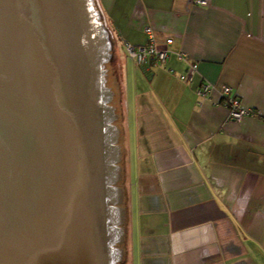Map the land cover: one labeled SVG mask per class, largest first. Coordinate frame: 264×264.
<instances>
[{
    "label": "crops",
    "instance_id": "crops-1",
    "mask_svg": "<svg viewBox=\"0 0 264 264\" xmlns=\"http://www.w3.org/2000/svg\"><path fill=\"white\" fill-rule=\"evenodd\" d=\"M96 3L114 47L147 44L146 28L173 41L163 65L131 60L118 80L126 264H264V0ZM224 86L258 114L231 121Z\"/></svg>",
    "mask_w": 264,
    "mask_h": 264
},
{
    "label": "water",
    "instance_id": "water-1",
    "mask_svg": "<svg viewBox=\"0 0 264 264\" xmlns=\"http://www.w3.org/2000/svg\"><path fill=\"white\" fill-rule=\"evenodd\" d=\"M110 50L93 0H0V264L123 262Z\"/></svg>",
    "mask_w": 264,
    "mask_h": 264
},
{
    "label": "built area",
    "instance_id": "built-area-1",
    "mask_svg": "<svg viewBox=\"0 0 264 264\" xmlns=\"http://www.w3.org/2000/svg\"><path fill=\"white\" fill-rule=\"evenodd\" d=\"M193 4L205 5L207 0H192ZM145 32L149 36V42L142 46H133L127 42L123 43L124 53L127 58L133 60L135 64L149 71L151 68L161 66L165 63L168 58L170 51L169 47L172 45V39L166 38L164 40L165 47H157L152 36V32L149 28L145 29ZM176 56L180 61H186V54L183 52H177ZM196 69L195 65H190L189 75L190 76ZM181 77V80L185 81L189 77ZM213 89L210 83H203L196 94L199 97H206L208 93ZM221 103L228 109V117L231 121L240 122L245 117L256 116L258 113L253 109L243 107L237 96L231 93V88L224 86L220 90Z\"/></svg>",
    "mask_w": 264,
    "mask_h": 264
},
{
    "label": "rangeland",
    "instance_id": "rangeland-1",
    "mask_svg": "<svg viewBox=\"0 0 264 264\" xmlns=\"http://www.w3.org/2000/svg\"><path fill=\"white\" fill-rule=\"evenodd\" d=\"M103 17V16H102ZM104 21V19H103ZM106 25L108 26L109 28V23H108V20H107V17H106ZM116 33V31H115ZM111 35V34H110ZM115 55H116V69H117V82H119L118 80H121L122 78V75H123V69H125V67H129L130 64H131V59L127 58L124 51H123V47L119 45V42L117 41L116 42V45H115ZM133 61V60H132ZM119 108H120V121H121V156H122V195H123V198H122V209L124 210V213L125 212V209H126V201H125V196H126V191H127V187H128V176L126 174V157H125V152H126V140H125V137H124V121H123V116H122V111H121V106L119 105ZM125 170V171H124ZM125 217H126V214H125ZM125 218L122 222V230H123V234L126 232V229H127V226L125 228L124 226V223H125ZM122 234V251H123V255L125 253L126 255V249H127V245H126V236ZM125 255L123 256V260L125 261ZM123 261V264H125Z\"/></svg>",
    "mask_w": 264,
    "mask_h": 264
},
{
    "label": "flooded vegetation",
    "instance_id": "flooded-vegetation-1",
    "mask_svg": "<svg viewBox=\"0 0 264 264\" xmlns=\"http://www.w3.org/2000/svg\"><path fill=\"white\" fill-rule=\"evenodd\" d=\"M106 81V80H105ZM105 87L107 88V90H108V93H111V95H110V97L108 98V101H107V105H105V107L108 109V111H107V115L106 116H108V117H113V116H115V114H114V107L111 105V103H112V99H113V93L109 90V88L106 86V82H105ZM109 110H111L110 112H109ZM113 122H115V120H111V122H109L108 123V125H110V126H115V125H113ZM118 138H119V136H118ZM118 138H117V142H116V144L119 146V144H118V142H119V140H118ZM120 151H121V149H120ZM121 158H122V156H121ZM116 165L117 166H119V163H116ZM113 257H116V256H118V254L116 253V252H114L113 253V255H112Z\"/></svg>",
    "mask_w": 264,
    "mask_h": 264
},
{
    "label": "trees",
    "instance_id": "trees-1",
    "mask_svg": "<svg viewBox=\"0 0 264 264\" xmlns=\"http://www.w3.org/2000/svg\"><path fill=\"white\" fill-rule=\"evenodd\" d=\"M94 1V6H95V8L97 9V11H98V13L100 14V16H101V21H102V23H103V25H104V28L106 29V31H107V33H108V41L110 42V45H111V50H110V59H109V61H108V63L110 62V60H111V58H112V53L111 52H113V50H114V41H113V37L110 35V31H108L109 29H108V27H107V25H106V23H105V21H103V17H102V14L99 12V9H98V7H97V3H96V0H93ZM124 226H125V223H124ZM124 251V250H123ZM124 255H125V253H124ZM123 255V256H124ZM127 260V258H126V255H125V261H124V263L126 264V261ZM123 262H122V260L118 263V264H122Z\"/></svg>",
    "mask_w": 264,
    "mask_h": 264
},
{
    "label": "bare ground",
    "instance_id": "bare-ground-1",
    "mask_svg": "<svg viewBox=\"0 0 264 264\" xmlns=\"http://www.w3.org/2000/svg\"><path fill=\"white\" fill-rule=\"evenodd\" d=\"M109 31V30H108Z\"/></svg>",
    "mask_w": 264,
    "mask_h": 264
}]
</instances>
